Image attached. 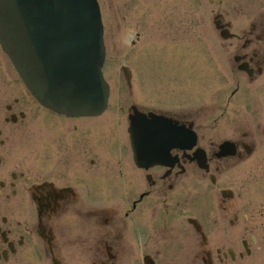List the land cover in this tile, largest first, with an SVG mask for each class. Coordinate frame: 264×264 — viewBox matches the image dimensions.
Instances as JSON below:
<instances>
[{"label": "flooded vegetation", "instance_id": "obj_1", "mask_svg": "<svg viewBox=\"0 0 264 264\" xmlns=\"http://www.w3.org/2000/svg\"><path fill=\"white\" fill-rule=\"evenodd\" d=\"M158 2L175 33L218 41L213 61L228 84L233 133L214 139L200 108L188 111L182 88L171 91L185 46L165 51L170 107L141 104L138 65L153 61L155 50L141 47L140 28L119 38L137 50L131 70L120 65L126 93L109 116V109L66 117L44 108L0 49V264L264 262V0ZM103 26L105 72L108 41L116 40ZM219 96L212 112L220 111ZM131 123L143 130L135 139L148 142L153 164H136ZM188 131L196 135L192 149Z\"/></svg>", "mask_w": 264, "mask_h": 264}, {"label": "water", "instance_id": "obj_2", "mask_svg": "<svg viewBox=\"0 0 264 264\" xmlns=\"http://www.w3.org/2000/svg\"><path fill=\"white\" fill-rule=\"evenodd\" d=\"M102 34L96 0H0V47L29 93L55 112L106 109Z\"/></svg>", "mask_w": 264, "mask_h": 264}, {"label": "rangeland", "instance_id": "obj_3", "mask_svg": "<svg viewBox=\"0 0 264 264\" xmlns=\"http://www.w3.org/2000/svg\"><path fill=\"white\" fill-rule=\"evenodd\" d=\"M98 1L106 30L115 36L116 40L115 44L108 41L107 50L109 62L105 70V78L110 85L108 116L120 108L119 94L126 93L118 87L121 77L120 65L121 63L127 64L131 70L129 62L131 58L136 57L135 51L137 50V48L123 47L119 38L125 31H135L140 28L141 47L152 45L155 50L153 61H145L138 65L143 81L136 89V94L141 104L162 109L170 107L167 102L169 89L166 90V88L173 65L166 58L165 51L169 49L174 51L180 46H185V59L181 64V74L176 79L173 74L168 82L171 91L179 95V89L182 88L183 93L186 94L188 111L200 108L202 123L214 126V130L209 132L214 139L222 141L233 133L229 122L232 120L229 112L231 106H228L226 102V94L229 92L228 84L223 76V69L216 66L213 61L212 51L218 44L214 36L205 37L196 32L188 33L186 36L175 33L173 28L168 27L166 5L158 0ZM205 46H210L207 53L203 51ZM181 78L185 79L184 83L180 81ZM216 93L220 94V111L212 112L213 97ZM259 262V264H264L263 261Z\"/></svg>", "mask_w": 264, "mask_h": 264}]
</instances>
